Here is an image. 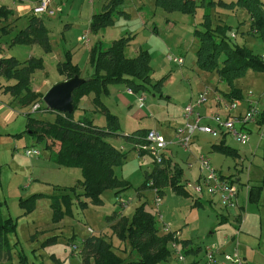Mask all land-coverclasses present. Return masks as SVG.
Segmentation results:
<instances>
[{
	"label": "rangeland",
	"instance_id": "1",
	"mask_svg": "<svg viewBox=\"0 0 264 264\" xmlns=\"http://www.w3.org/2000/svg\"><path fill=\"white\" fill-rule=\"evenodd\" d=\"M82 1L77 0L73 13L78 11ZM104 1L95 0L96 13L103 10L102 3ZM196 1L198 4L196 11L185 13L179 10H164L156 5V0H125L120 8L129 12L130 16L123 14L121 17L119 15L122 14L116 12L114 14L115 18H121L115 25L105 27L99 33L90 30L93 45L98 42V38L109 40L116 36L119 31L125 32L127 27L135 29L131 33L133 36L138 32L137 38L131 43V51L142 47L143 49H150L152 53L151 81L146 83V88L142 92L146 95L143 106L146 117L142 121L145 124L142 127H152L170 137L174 135L175 128L181 122L179 116L182 113V106L185 104L184 99L190 94L204 89L205 85L202 84L201 79L209 77L208 81H205L210 92L206 105H210L214 100L217 85L218 92L223 96L222 91L231 89L228 83L220 79L217 70L206 71L196 64L199 38L195 31L197 28L205 27L204 23L208 21L206 14L213 27L219 24L229 25L228 36L231 37L233 33H236L233 40L236 44H245L256 54L264 56V39L259 33L251 30L252 20L249 11L238 4L237 0ZM260 1L264 5V0ZM55 17L59 18L58 14ZM142 18L148 21L147 26L141 25ZM83 21L82 18V24ZM67 22L71 21H65L63 24L64 30H72L73 28ZM155 28L157 32H154ZM54 31L49 34L50 42L53 41L54 45L56 41L64 40L65 42L70 36L64 37L61 36V32ZM6 34L0 31V40L2 45L7 46L8 56H16L22 61L29 59L32 54L31 45H12L11 35ZM70 38L66 49L68 55L75 53L76 57L73 60L80 63L81 76L85 79L91 77L94 73L93 64L89 59L91 50H85L84 44L78 42L76 37ZM53 43L51 49L54 47ZM35 47L37 51H34V56L40 57L38 54L41 52H43L41 57L50 56L51 50L45 51L41 45H35ZM70 48L73 51L69 50ZM169 53L178 57L183 55L186 61L185 65L180 66V64L168 60L167 55ZM128 54L130 53L128 52ZM222 62V59H220L219 64H222ZM49 66L51 67L50 63ZM182 67L187 70L182 72ZM40 73H36L35 78L38 85L40 84ZM49 78L53 81L60 78L57 71V62L52 64ZM159 82L161 84L156 86ZM234 84L242 90V97L238 100L237 109H233L235 112L233 116L239 115L238 113L245 109L249 100H255L258 101L259 110L257 114L259 116L256 119H259L261 117L260 113L264 110V72L249 69L237 78ZM112 85H120L121 88L126 86L125 83ZM180 91L185 92L182 96H177ZM87 97L89 96H86V102L82 104L84 102L82 101L76 110L74 114L76 119H83L84 117L92 119L101 113L99 110L96 115L94 114V109L97 108L91 105L94 97ZM132 99L130 100L132 101ZM14 100L10 93L0 89V102L6 106L5 111L0 114L1 211L4 217L12 216L17 220L16 231L10 233L8 239L11 258L0 261V264H83L79 252L83 239L92 234L88 231L90 228L94 230L93 233L95 234H105L114 247L119 250V246L125 245L113 233L112 224L121 215L131 218L135 208L143 202H146L147 207L155 213L156 223L161 230L168 225L173 230L182 231L183 238L191 239L194 248L202 246L204 249L207 244L212 243H222V246L229 251L236 247L237 241L231 242V238L226 236H231V234L237 232L236 224L230 222L233 221L232 218L221 223L220 214L223 209L219 205L210 202L211 197L206 191L205 195L201 196L203 204H195L194 199L200 196L195 194L194 175L188 171L187 160L189 156L183 148L177 145L174 146V144L166 151L184 168V179H191L189 182L192 184L187 187L190 194H179L174 192L171 187H166L164 189L165 193L161 197V205L158 206L154 189L149 186V183L147 187L143 185L146 180L145 168L150 166L153 169L155 165L152 157L144 154L141 158L137 154L133 142L120 135H109L107 139L110 142L120 148L121 144L124 146L122 150L125 153V161L120 165H116L115 171L120 178L130 184V187L120 192L116 191L115 188L103 190L102 200L99 203L82 196V199L88 202L87 206H83L76 199L77 194L73 190L75 188L78 193L84 190L81 186V180L83 179L81 169L77 166L59 165L51 159L52 147H47L45 141L37 140V137L27 127V113L31 112V105L24 106L18 101L15 103ZM104 102L108 103L105 97ZM225 102H228V100H225ZM190 103H194V101ZM132 104L134 106V103ZM83 105L87 108L82 109ZM121 107L115 106L119 110L121 121V129L118 133H124L125 130L131 133L137 127H134L135 124L126 116V110ZM221 107L225 108L224 105ZM219 110H214L211 114L219 113L223 116L225 112ZM32 113L36 117L50 121L56 117L55 111L52 110ZM98 120L99 118L96 117L94 121L97 123ZM261 121H263L261 124L255 121L248 124L249 129L252 131L250 133V143L248 142L246 145H240L231 136H228V143L239 149L240 157L234 158L230 155L210 151L211 145L220 142L221 139L209 134H198L202 140V144L198 147L200 149L205 147V154L207 153L213 159L218 158L215 163H220L218 166L224 172L233 173L235 177L240 178L242 197H246L247 190L249 191L252 186L254 187L255 199L248 200L246 202L248 209L242 211L243 216L247 217L252 209V218L258 221L257 233H254V235L258 237L259 241L253 242L250 246L254 250H260L263 247L264 252V243L260 239L261 235L264 239V234H262L264 232V120ZM98 124L100 123L98 122ZM16 134H19V136ZM129 143H131V146H129ZM52 146L55 148L56 144ZM28 149L39 150L40 154L28 155L25 152ZM258 190H261L260 193H258ZM34 193H40V195L37 197L34 209L27 211L23 208L21 200L30 197ZM62 194H70L74 198L73 212L55 221L51 206L52 196H61ZM260 194L262 195V201H260ZM251 197L252 195L248 196V199ZM258 198L259 200H257ZM121 199L129 201V205L123 206L120 203ZM160 213L162 214V221L160 220ZM227 238L230 242H226ZM238 243V249H240L241 243L239 241ZM260 243L261 248L258 249ZM119 251L124 253L121 250ZM203 253L202 250L201 253L199 251L198 256H203ZM191 255L193 254H188L189 258H191ZM22 256H26L25 260L22 259ZM159 264L183 263L178 260L175 253H172L167 260L161 261Z\"/></svg>",
	"mask_w": 264,
	"mask_h": 264
},
{
	"label": "trees",
	"instance_id": "2",
	"mask_svg": "<svg viewBox=\"0 0 264 264\" xmlns=\"http://www.w3.org/2000/svg\"><path fill=\"white\" fill-rule=\"evenodd\" d=\"M125 0H110L103 11L93 15L90 28L100 31L114 24L116 12L125 13L120 7ZM237 3L245 7L251 16V30L259 33L264 39V5L260 0H237ZM156 5L167 11H182L193 13L198 6L196 0H156ZM12 11L5 6H0V20L8 19ZM205 21V27L197 28L195 34L199 38L197 50L198 65L208 71L217 70L220 79L231 86L229 92L224 94L230 98L242 97V90L235 86L234 81L241 77L247 70L255 69L264 72V56L256 54L245 44H236L235 37L228 36L229 25L219 24L212 26V22ZM131 38L122 37L113 41L110 46L98 43L91 51V62L94 73L74 91V106L72 113L55 112L54 120H45L28 112V126L39 141H45L47 147H53L55 142L60 143L58 150L51 153V159L59 165L77 166L81 169L83 179L81 186L83 192L73 188L76 199L87 206L88 202L82 196L90 198L93 202H101L102 191L107 188H115L120 192L130 187V184L120 178L115 171V166L124 163L125 153L111 143L107 137L115 135L120 128V121L116 114L111 113L104 102V97L110 93V85L125 83L134 91H142L146 83L151 81V53L149 50L141 49L137 56L126 55V47ZM13 43L34 44L39 43L45 51L51 50L49 32L40 17H30L29 24L21 29L13 38ZM222 59V64H219ZM44 67L42 57H30L22 61L16 56L0 57V74L5 79L0 82V88L5 92L19 97L23 105H33L43 102V98L33 90L32 76L37 69ZM60 73L67 77L80 75V66L74 63L70 57L59 62ZM161 82L156 84L160 85ZM94 93L93 102L106 117L105 124H98L93 119L84 117L76 119L75 112L79 108L80 100ZM50 111L49 108H45ZM264 120V118H262ZM150 129H140L133 132L128 138L138 141V144L146 143V136ZM226 135V134H225ZM225 135L220 142L213 144V149L225 154L237 157L239 149L234 148L226 142ZM48 139L53 143L48 144ZM147 153V152H146ZM153 170L146 173L143 185L154 189L156 195L161 197L166 187L179 194L189 195L187 181L184 179V169L179 163H175L170 157H165L163 163L154 161ZM231 177V176H230ZM232 178V177H231ZM35 193L21 200L23 208L32 211L36 205ZM196 205L203 203L195 198ZM74 198L70 194L61 196L53 195L51 206L55 221L60 220L67 214L73 212ZM0 201V261L11 258L9 248V233L16 231L17 221L13 217H3L1 214ZM113 233L119 237L125 246L114 247L113 243L103 233H92L82 241L80 256L83 264H159L165 261L173 253L171 242L176 240L178 229L165 231L160 229L156 223L155 213L147 207V203L139 204L133 216H120L112 224ZM164 230V231H163ZM186 246L187 240L177 239ZM170 243V246H169ZM133 254L134 256H132ZM26 256H22L25 260Z\"/></svg>",
	"mask_w": 264,
	"mask_h": 264
},
{
	"label": "crops",
	"instance_id": "3",
	"mask_svg": "<svg viewBox=\"0 0 264 264\" xmlns=\"http://www.w3.org/2000/svg\"><path fill=\"white\" fill-rule=\"evenodd\" d=\"M38 1L39 0H0V6H5L7 9H9V10L12 11V14L10 15V17L8 19H2V20H0V31L2 33H7L6 35H8V34L11 35V42H12L11 44L12 45L13 44H20V43H13L14 36L21 29L25 28L29 24L30 17L37 16V17H40L43 20V22L45 24V27L47 28L49 34H51L53 30H55L54 32H56V31L57 32H61V36L63 35L64 37H66L67 35H70L69 38H67V40L65 42H64V40L59 41V42L56 41V44L54 45L53 41H51V44L53 43L54 47H53V49H51V52L49 53L50 56L49 57H46V58H44L42 56L43 61H44V67L42 69H37L34 72L33 76H32V87H33V90L39 95V97L44 98L45 94L49 91V89L54 84L59 83V82L64 81V80H66V79L69 78L66 75L60 73V71L58 69V64H59V62L65 60L68 57V53H67L66 49H67V45H69L68 42L71 39L70 37H74V38L76 37V39H77L78 42H81V43L84 44V46L86 47L85 50H89V51L90 50L92 51V49L98 43H101L102 45H105V46H110L113 43V41H115L117 39H120L122 37H130L131 38V40L129 42V45H127V47H126V55L127 56H129V57H135V56L138 55L139 51L141 49H143L142 47H139V48L134 49V50L131 51V43L137 38V33H138V32H136L135 33V36L131 35V33L135 31V29L133 27H131V28L130 27H127L125 29V32L119 31L116 36H113V38H110L109 40H107V39L106 40H103L101 38H98L99 39L98 42L95 43L94 45L92 44V42H91L92 41V38H90V30H91L90 24H91L93 15L96 14L95 5H94L95 4V0H83L82 3H81V5H80V7H79V9H78V11L76 13H73V12H74V6L76 5L77 0H51L50 7H51V9H54V11H55L54 14H48V13L47 14L46 13H44V14H35L34 8L38 4ZM109 1L110 0H105L102 3V9L105 7V5ZM124 12L125 13H122V15H119V16L122 17L123 14L130 16V13L129 12H127V11H124ZM97 13H99V12H97ZM56 14H58V17L59 18H56L55 17ZM141 15L142 16H146L144 14H141ZM121 17H119V18L116 19L115 16H114L115 22H114L113 25H115L116 22ZM82 18L84 20L83 21V24H82ZM142 19L143 20H142V24L141 25L142 26L143 25L144 26H147L148 21H146L145 18H142ZM65 21H71V22H67V23L70 24L71 28H73L72 30H70V29L69 30H64L63 24L65 23ZM77 22H80V23H77ZM78 26H80V27L77 28ZM100 31H102V30H100ZM100 31H98L97 33H99ZM154 32H157V29L156 28L154 29ZM56 37L58 38V36H56ZM27 45H31V53L32 54H31L30 57H33L35 55L34 53L37 51L35 45H41V44L34 43V44H27ZM6 47L7 46L2 45V41L0 40V57L8 56V53L9 52L7 51V48ZM69 50L73 51V49H71V48ZM128 50H130V51H128ZM146 50H149V52H150V49H146ZM128 52L130 54H128ZM42 53L43 52H41L38 55H40V57H41ZM70 55H71L70 57L72 58V61L80 66V63L79 62H75L73 60L76 57V54L75 53H72ZM151 55H152V53H151ZM34 57H36V56H34ZM91 57H92V53L90 54V58H89L90 60H91ZM180 57H183L184 58V63L183 64H180V66H184L185 63H186L185 57L183 55L180 56ZM167 58H168V55H167ZM54 62L55 63L57 62V71L60 74V78L53 81V80H51L49 78V75L51 74L52 64ZM49 63L51 65V67L49 66ZM196 64H197V66L199 68H201L198 65V63H197V52H196ZM184 70H187V69H185V67H182V70L181 71L183 72ZM206 71H208V70H206ZM39 72H41L39 74L41 76V78H40V84L38 85V84H36L35 78H36V75ZM81 75L82 74L80 73L79 76L82 77V78H85V77H83ZM208 79H209V77H207V78L204 77L203 79H201L202 84L205 85L204 89H200V90H198V92H196L194 94H190L189 96H187L184 99L185 104H184V106H182L183 107L182 113L179 116L181 122L175 128L174 135L172 137H170L168 135L163 134L159 130H157L169 142L168 143V147L166 148L167 150H168V148L171 145H174V144H175L174 146L177 145V146L180 147V145L176 141V130H177V128L179 126H182L186 122V119L184 117V108H185V106L189 105L191 101H194L195 102L199 98V96H200L201 93L207 92V100H206V102H204L199 107H197V110L204 117L213 115V114H211L212 111L219 110V109H220L219 111L225 112L224 115H223V117H228L229 115L235 114V112L233 110L230 111L226 107L225 103H227V102H225V100H228V102H229L230 101V98H228L225 94L223 96V94H221V93L218 92L219 91L218 88H217L218 85L215 88V90L217 92L214 93V100L212 101V103L210 105H206L208 103L209 95H210V92L207 89L208 88V85L205 82V81H208ZM4 81H5V79L0 74V82L1 83H4ZM0 89L3 90L4 88H0ZM129 89H132V88H130L127 85L124 88H121L120 85H112L111 84L110 85V93L105 97V99L108 102V103H105L106 106L109 108V110L111 111V113L116 114L118 116V118L120 117V114H119V110H117V109L119 107H121V106L124 107V108H122V107L121 108L124 109V110H126V116H128V118L130 120H132L131 122H133V124H135L134 127H137L136 130H134L133 132H135L137 130H140V129H153L152 127H147V128H143L142 127L143 125H145V124H143L144 122H142V121L146 117V112L143 109L144 101L146 99L143 102L140 100V96L143 95V93H142L143 90L136 92V91H134L132 89V91L130 92ZM229 91L230 90H228V91H222V93H224V92L227 93ZM184 92L183 91L178 92L177 96H182L184 94ZM7 93H9V92H7ZM12 96L15 99L14 100L15 103H16V101L19 102V97H16L14 95H12ZM87 96H89L87 98H90L91 96L94 97V93H91L90 95H87ZM219 96L222 98V100H219ZM131 98H133L132 101L130 100ZM240 98H236V99L239 100ZM82 101H84V102H82ZM43 102H44V99H43ZM81 102H82V104H84L86 102V96H84L80 100L79 105L81 104ZM132 103H134V106H133ZM20 104H22V103H20ZM44 104H45V102H44ZM33 105L31 107H33ZM91 105L95 106L94 102ZM222 105H224V107H225L224 109L221 107ZM24 106H27V105H24ZM115 106L118 107V108H115ZM46 107L48 108V106L45 104V108ZM82 107H83L82 109L87 108V106H84V105ZM237 107H238V105H237ZM237 107L235 109H237ZM95 108H96V106H95ZM126 108H128V109H126ZM5 109H6V106H4L0 102V114L3 113L5 111ZM248 109H249V102L246 105L245 109L243 111H240L238 114L245 113ZM99 110H100L99 108L94 109V111H95L94 114L96 115V113H98ZM45 111H46V109H45ZM31 112H32V109H31ZM214 114H218V113H214ZM260 115H261V117H259V119H257V121H255V122L256 123L259 122L261 124L263 122L261 120H262V118H264V110L260 113ZM96 117L99 118L98 122L100 124H105L107 122L106 121L107 119H106L104 113H102V111ZM95 118L93 117L92 119L95 120ZM119 121H120V118H119ZM189 121L192 122L193 120L190 119ZM204 121L205 122H210L213 125H215V123L212 120H210L209 118L205 119ZM27 127L29 129L28 119H27ZM124 127H126V126H124ZM119 129H121V121H120V128ZM29 130L31 131V129H29ZM133 132L130 133V132H127V130H125L124 133H120V134L117 133L115 135L123 136L124 138H127L128 140H130L131 142H133L135 144L134 145L135 146V150L137 151V154H139V156L141 158L144 156V154H148L149 155V153H146L144 151H140L139 150L138 143H137L138 141L132 140V139H130V138L127 137V136L131 135ZM16 135L19 136V134H16ZM228 136H230V135H228V134L225 135V138H226V142L227 143H228V140H227L228 139ZM219 138L222 139L223 136H221V137L219 136ZM52 141L53 140L48 139V144H52L53 143ZM195 141H197V142H195ZM55 144H56L55 148L52 147V149L54 151L58 150L59 147H60V143L58 141L55 142ZM201 144H202V140H201L200 135H198V136H196L194 138V140H193V142L191 144L190 151H185L183 149L186 153H188L189 159L187 160V168H188V171L192 175H194V182H197L198 180H200V175H201V170H200V164H199V161H198V157H199L200 154H205V152H204V148L205 147H203L201 149L198 147ZM228 144H230V143H228ZM115 146H117V145H115ZM120 146H121V148L120 147H118V148H120L122 150V148H124L123 144H121ZM129 146H131V143H129ZM212 146H213V144L211 145L210 151H215L216 153L225 154L223 152H220V151H217V150L213 149ZM180 148H182V147H180ZM234 148H236V147H234ZM166 149H165V155L167 157H170L171 160L176 163L177 161L173 157H171L169 155V153L166 151ZM206 155H208V154L206 153ZM225 155H228V154H225ZM240 156H241V153L237 157H240ZM234 158H236V157H234ZM210 159H211V162H212L213 166H215V168H217L218 170H220L224 175H227L228 177L231 176L233 178V181L236 182V184H237V186L239 188V199H238V206L237 207H229V208L223 207L219 203V201L217 200L216 197H214V199H213V197L210 196L211 197L210 198V202H212V203H214L216 205H219L223 209V212L220 214L221 215V217H220L221 223L227 222V221L230 220V218H232L233 221H230V222L236 224V226H237L236 227L237 228V232L235 234H233V235L231 234V236H229V235H226V236H228V237L231 238V240H232L231 242L237 241L236 247H238V244H239L238 241L241 243V248L239 249V252H240V255L242 256V258L244 259V264H264V252L262 250L263 247L261 248V243L259 244V248H258V249L261 248L260 250H256V249L254 250L250 246L253 242L259 241L258 237L254 235V233H257V230L256 229H258V221H257V219H253L252 218V209H251V212L249 214H247V217L246 216L245 217L243 216V211H242V210H244L246 208L248 209V205L246 204V202L248 200L255 199L254 198L255 196L253 194V188L254 187L252 186L249 189V191L247 190L246 197H242V192H241V187H240V178L235 177V175L233 173L224 172L223 169L220 166H218L220 163L219 164H218V162H217V164L215 163V161H218V158L213 159V158L210 157ZM242 161H243V159H242ZM177 163H179V162H177ZM189 163L192 164L191 167H189ZM180 166H182V165L180 164ZM152 170L153 169L150 168V166H147L145 168L146 173H148V172L150 173ZM187 180H191V179H188L187 178ZM187 187H189V186H187ZM260 191L261 190H258V193H260ZM204 195H205V193H204ZM251 195H252V197L250 199H248V196H251ZM260 195H259V198H260ZM197 198H199L200 201H201V198L202 197L200 196V197H197ZM259 198L257 200H259ZM123 200H125V199H123ZM121 201L122 200H120V203L122 204ZM260 201H262V195H261ZM126 202H127V205H129V201L126 200ZM224 209H226V210H224ZM121 216H123V215H121ZM117 220H115V222ZM91 229L92 228L88 229V231L93 233L94 230L93 229L91 230ZM180 233H181L180 237L182 239H185V238H183L182 231H180ZM9 234H8V237H9ZM262 234H264V232H262ZM260 239L262 240V243H264V239H263V236L262 235H261V238ZM185 240L188 241L187 242V250L190 251V253L193 254V255H191V258H189V256L187 255V260L189 262H195L196 260L202 262L203 259L205 258V255H203V256H198V255H199V251H200V253H201V250L203 251V247L201 246V247H198V248H194L192 246V240L191 239L187 238ZM226 242H230L228 238L226 239ZM218 245H220L223 250L229 251L227 248H225V247L222 246V243H219ZM231 251H233V250H231Z\"/></svg>",
	"mask_w": 264,
	"mask_h": 264
},
{
	"label": "built area",
	"instance_id": "4",
	"mask_svg": "<svg viewBox=\"0 0 264 264\" xmlns=\"http://www.w3.org/2000/svg\"><path fill=\"white\" fill-rule=\"evenodd\" d=\"M51 0H39L38 4L34 8L35 14H54V9L50 7ZM236 37V34H232ZM168 59L178 64L184 63L183 57L174 56L168 54ZM131 92L132 89H129ZM146 96L143 94L140 96V100L143 102ZM207 92L201 93L199 98L184 108V117L186 122L179 126L176 130V141L185 151H190L191 144L194 138L199 133H205L213 135L215 137H221L225 134L230 135L238 144L246 145L251 139V130L248 124L253 121H257L258 118V101L249 100V109L245 113L228 117H223L221 114H213L211 116L204 117L197 110L201 104L206 102ZM219 100L222 98L219 96ZM44 102H37L32 107V112L45 111L43 107ZM226 107L231 111L238 105V100L232 98L229 102L225 103ZM209 118L215 125L210 122H205L204 120ZM192 119L193 121H189ZM168 141L163 135H161L156 129H150L146 136V143L141 145L138 144L140 151L149 153L152 159L161 164L165 160V149L168 147ZM28 155H39L40 151L28 149L25 150ZM200 164V180L195 182L194 191L197 195L203 196L205 191L211 196L216 197L219 203L226 208L237 207L239 199V188L233 178L224 175L220 170L213 166L211 159L206 154H200L198 157ZM192 164L189 163V167ZM191 182L187 181V185L190 187ZM122 205L126 206V200L121 199ZM156 204L161 205V196L157 194ZM160 220L162 221V214H159ZM92 230V229H91ZM165 231H171L170 226H164ZM180 231L176 234V240L171 242V249L177 255L179 261L183 264H244V259L240 255L238 247H235L233 251H225L222 247L216 243L207 244L203 249L205 258L202 262L195 261L189 262L187 260V255L185 254L186 246L183 245L177 239H180Z\"/></svg>",
	"mask_w": 264,
	"mask_h": 264
},
{
	"label": "water",
	"instance_id": "5",
	"mask_svg": "<svg viewBox=\"0 0 264 264\" xmlns=\"http://www.w3.org/2000/svg\"><path fill=\"white\" fill-rule=\"evenodd\" d=\"M85 81V78L75 75L54 84L43 98L45 104L52 111L72 113L75 109L73 100L74 91Z\"/></svg>",
	"mask_w": 264,
	"mask_h": 264
}]
</instances>
